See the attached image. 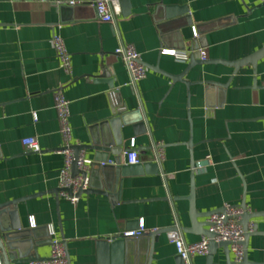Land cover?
<instances>
[{"label": "crops", "instance_id": "obj_1", "mask_svg": "<svg viewBox=\"0 0 264 264\" xmlns=\"http://www.w3.org/2000/svg\"><path fill=\"white\" fill-rule=\"evenodd\" d=\"M71 1L0 0V204L19 200L0 209V244L6 245L1 228L16 212L22 230L35 231L30 240L41 258L50 254L51 226L69 264H98V240L120 238L142 221L152 236L134 244L124 264H183L166 232L178 225L187 243L203 236L188 229L191 193L200 222L225 204L264 214V57L237 69L218 62L264 46V0H118L113 24L100 21L94 0ZM54 34L69 53V73L59 66ZM193 39L201 40L204 63L189 67V59L160 53L189 52ZM120 44H131L147 68L134 87L114 54ZM57 91L69 101L73 146L88 142L90 126L116 119L110 129L123 136L118 158L134 148L141 163H156L153 146L161 144L156 171L121 178L114 194H81L75 203L59 197ZM25 137L36 138L40 151L26 150ZM82 152L94 160L93 150ZM115 159L108 153V161ZM250 224L257 233L248 238V259L264 264V215ZM229 259L217 247L211 264H233ZM192 264H208L207 256Z\"/></svg>", "mask_w": 264, "mask_h": 264}, {"label": "built area", "instance_id": "obj_2", "mask_svg": "<svg viewBox=\"0 0 264 264\" xmlns=\"http://www.w3.org/2000/svg\"><path fill=\"white\" fill-rule=\"evenodd\" d=\"M118 0H94L93 7L97 13L98 18L102 22L113 24L115 16L119 14ZM74 4L75 1L70 2ZM195 34V33H194ZM197 38V34L194 35ZM53 48L55 50L56 57L59 62L60 68L65 72H70V59L69 53L66 49L63 39L54 34L51 38ZM197 51L200 54V60H206V57L199 48ZM194 52L177 51L173 49H162L160 53L171 56L176 61L186 62L190 55ZM115 56H117L125 65L129 75V85L134 87L139 80L145 77L147 68L141 61L140 54L134 49L131 44H120L114 50ZM54 108L56 111V118L59 125V132L62 137V148L60 153L64 157L63 166L58 175V195L72 203L78 200V193L80 190H86L88 188V177H83L80 173L72 175V164L75 161L76 167L80 172H88L93 161L87 158L82 151L79 152L77 158L74 157L73 145L71 143V126L69 122L70 111L69 101L63 96L60 91L54 93ZM134 142H131V147H134ZM22 146L32 152H39L40 146L38 141L34 137H25L21 139ZM164 159V150L161 144H154L151 161L161 163ZM108 164H114L112 161H107ZM124 165H134L141 163L139 159V153L134 148L128 149L121 161ZM101 162V165H104ZM198 167L202 166V163L197 164ZM67 189H70L69 193ZM244 213V209L241 206H234L225 204L221 209L212 213L207 221L211 224L209 230L215 234L213 240L215 242L228 241L230 242V252L233 255V264H241L244 256V249L242 242L244 240V230L240 224L241 216ZM30 225L34 226V219L30 217ZM248 230H252L250 224ZM145 232L143 222L141 221L137 229L125 231L120 237L138 238ZM50 254L47 258L42 260H33L28 264H68V258L66 248L62 240L55 237V232L50 226ZM167 239L175 246L177 255L181 258L183 264H192V258L195 256H206L208 254L209 238L202 236L200 240L187 243L184 240L181 228L176 225L170 228L166 232ZM0 264H3V258L0 254Z\"/></svg>", "mask_w": 264, "mask_h": 264}, {"label": "water", "instance_id": "obj_3", "mask_svg": "<svg viewBox=\"0 0 264 264\" xmlns=\"http://www.w3.org/2000/svg\"><path fill=\"white\" fill-rule=\"evenodd\" d=\"M124 1V0H120ZM186 24L191 25V20L189 17L186 16L185 18ZM162 31L163 27H158ZM201 42V40H200ZM200 42L196 40H192V50L194 52L189 57V67L194 66L195 64L204 63L206 60H200V54L197 49L200 46ZM178 47L180 49H185V43L182 39L178 41ZM264 57V46L261 47L259 50L253 52L250 56L246 58H242L236 60L234 62H225L224 60H218L221 63H229L231 64L234 69H237L243 64L250 63L255 65V62L258 61L260 58ZM159 70V69H158ZM161 71V70H159ZM167 74V73H166ZM169 77L174 79H179L181 76L167 74ZM181 79V78H180ZM123 121V120H122ZM117 122L116 119H110L103 122H98L89 127V139L87 143L74 145V157L77 158L78 154L82 150H93L95 152V157L93 163L90 166V172H80L77 167L75 161L72 164V175L81 174L83 177H88V188L86 190H80L77 194L80 196L81 194H105L110 195L114 194L116 186L121 182V178L142 174L143 172H155L156 171V163H138L134 165H124L121 163V159L118 157L122 152V145H123V136L120 131H111L110 127H114V124ZM112 127V128H113ZM128 151V150H126ZM112 153L115 155L114 164H108V153ZM101 162H104V165H101ZM70 193L71 190L67 189ZM59 192V190H57ZM41 193H36L31 196H27L22 199H28L30 197H36L42 195ZM188 201H190V211H189V218H190V226L188 227L189 231L197 232L209 238L208 244V254L207 262L211 264L212 262V255L214 254L217 247H223L229 259V246L230 242L228 241H221L215 242L213 240L215 234L209 230L211 224L206 222L198 221L200 218V213L196 211L195 205L193 202V196H188ZM19 200H13L7 203L0 204V209L8 205H16ZM244 209V213L241 216L240 224L244 230V240L242 242L243 249H244V256L241 264H258L252 262L248 259L246 247L248 238L257 233L256 225H252V230L249 231V220L252 217H258L264 215L262 213H249L246 210L245 204L240 205ZM216 211V210H215ZM215 211L206 212L204 215L207 219L208 217L214 213ZM4 212L1 211L0 214ZM264 213V212H263ZM11 219V225L6 228H1L2 237L6 241V245L4 246L2 243L0 244L1 255L3 258V262L5 264H10L11 262L16 263L20 259H28L29 262L33 260H42L45 258H41L36 248L33 246L32 241L30 240L31 236H35V231L32 229H24L22 230L20 223L18 222L17 213L10 212L9 213ZM185 231V230H184ZM151 237L152 234H145L143 233L138 238L127 237V238H115L108 241V239H101L98 240L96 243L97 250H98V264H124L126 263L129 258L133 257L134 251V244H139L143 237ZM39 244V243H37ZM36 244V245H37ZM34 250V256H30V252ZM29 257V258H28ZM180 258V257H179ZM229 263H233L229 259ZM69 264V262H68Z\"/></svg>", "mask_w": 264, "mask_h": 264}]
</instances>
